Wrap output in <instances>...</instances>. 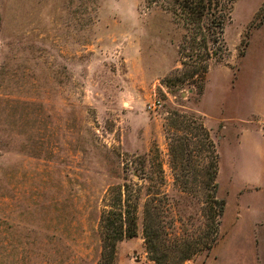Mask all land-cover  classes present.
<instances>
[{"label":"rangeland","instance_id":"374dc122","mask_svg":"<svg viewBox=\"0 0 264 264\" xmlns=\"http://www.w3.org/2000/svg\"><path fill=\"white\" fill-rule=\"evenodd\" d=\"M162 2L0 0V264H97L105 193L124 181L136 183L137 229L114 264H162L143 234L148 191L166 195L154 228L167 262L185 252L176 242L207 241L200 196L174 182L173 110L209 129L224 200L212 247L178 263L264 264V220L250 221L264 191L249 189L264 183V0H233L201 92L164 80L185 30Z\"/></svg>","mask_w":264,"mask_h":264},{"label":"trees","instance_id":"16d2710c","mask_svg":"<svg viewBox=\"0 0 264 264\" xmlns=\"http://www.w3.org/2000/svg\"><path fill=\"white\" fill-rule=\"evenodd\" d=\"M162 1L164 8L171 12L173 20L185 30L177 49L181 66L176 67L164 80L166 83H175L190 78L195 80L197 91L201 92L210 59L219 58L224 50L222 35L226 21L231 18L233 0ZM164 129L174 182L182 191L200 196L205 226L209 229L208 239L204 243L193 236L183 239L181 243L176 242V245L184 243L185 246V252L178 259L182 261L201 249L211 248L217 239L219 217L224 208V200L217 195L219 153L209 129L198 115L173 110L166 117ZM157 170L162 179L163 168L160 162ZM135 184L124 181L112 185L105 193L99 222L102 248L97 264H114L117 242L136 234L138 196L134 195ZM147 193L149 196L144 203L143 221L147 249L157 263L181 264L176 259L167 262V252L157 253L160 233L154 226L159 209L163 208L160 200L165 202L166 195L158 198L156 196L160 191Z\"/></svg>","mask_w":264,"mask_h":264},{"label":"crops","instance_id":"0c3cea01","mask_svg":"<svg viewBox=\"0 0 264 264\" xmlns=\"http://www.w3.org/2000/svg\"><path fill=\"white\" fill-rule=\"evenodd\" d=\"M249 189H253V190H262L264 191V183H261V182H255V181H252L249 183ZM256 186H260V188H256ZM242 193V192H241ZM264 211H261L260 213H258L259 216L255 215V214H252L251 216V219L250 221H252L253 223L255 224H258L259 222H262L264 220Z\"/></svg>","mask_w":264,"mask_h":264},{"label":"built area","instance_id":"2783aa9c","mask_svg":"<svg viewBox=\"0 0 264 264\" xmlns=\"http://www.w3.org/2000/svg\"><path fill=\"white\" fill-rule=\"evenodd\" d=\"M161 103L160 98H154L151 102L147 103L148 108H155L156 106H159Z\"/></svg>","mask_w":264,"mask_h":264}]
</instances>
